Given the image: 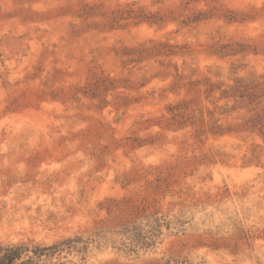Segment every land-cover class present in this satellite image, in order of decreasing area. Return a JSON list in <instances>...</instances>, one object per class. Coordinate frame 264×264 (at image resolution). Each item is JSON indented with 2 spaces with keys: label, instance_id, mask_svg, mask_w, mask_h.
Here are the masks:
<instances>
[{
  "label": "rangeland",
  "instance_id": "1",
  "mask_svg": "<svg viewBox=\"0 0 264 264\" xmlns=\"http://www.w3.org/2000/svg\"><path fill=\"white\" fill-rule=\"evenodd\" d=\"M18 247L264 264V0H0V259Z\"/></svg>",
  "mask_w": 264,
  "mask_h": 264
},
{
  "label": "trees",
  "instance_id": "2",
  "mask_svg": "<svg viewBox=\"0 0 264 264\" xmlns=\"http://www.w3.org/2000/svg\"><path fill=\"white\" fill-rule=\"evenodd\" d=\"M43 252L44 250H40ZM28 252V249L23 247L11 248L7 250L6 255L0 259V264H17L24 253Z\"/></svg>",
  "mask_w": 264,
  "mask_h": 264
}]
</instances>
